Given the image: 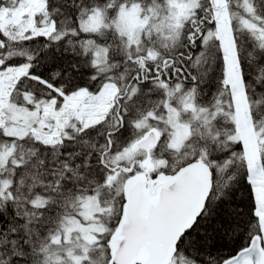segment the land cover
Listing matches in <instances>:
<instances>
[{
	"label": "snow or ice",
	"instance_id": "1",
	"mask_svg": "<svg viewBox=\"0 0 264 264\" xmlns=\"http://www.w3.org/2000/svg\"><path fill=\"white\" fill-rule=\"evenodd\" d=\"M0 264H264V0H0Z\"/></svg>",
	"mask_w": 264,
	"mask_h": 264
}]
</instances>
